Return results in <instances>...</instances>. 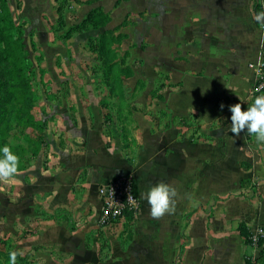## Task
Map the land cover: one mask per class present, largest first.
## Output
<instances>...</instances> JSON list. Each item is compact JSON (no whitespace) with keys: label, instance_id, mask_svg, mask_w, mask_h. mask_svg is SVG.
Masks as SVG:
<instances>
[{"label":"crops","instance_id":"obj_1","mask_svg":"<svg viewBox=\"0 0 264 264\" xmlns=\"http://www.w3.org/2000/svg\"><path fill=\"white\" fill-rule=\"evenodd\" d=\"M21 1L28 17L53 8L52 0ZM120 1L108 10L106 29L116 28L129 13L149 11ZM149 5L154 18L137 17L120 32L139 48L132 53L139 66L130 77V92L138 80L147 83L146 90L130 101L102 97L95 84H77L72 111L54 107L36 163L18 172L20 183L6 193L0 190V242L21 257L38 252L39 264H173L187 223L181 264H246V259L264 264V244H245L238 229L264 228L260 146L255 138L248 144L245 131L239 136L229 131V107L258 96L252 93L256 71L248 65L264 60V26L254 20L252 0H155ZM140 26L145 30L136 32ZM182 44L185 61L177 58ZM161 75L170 85L152 101L149 92ZM151 106L163 110L170 122L154 126L146 109ZM224 118L228 123L218 126ZM245 160L252 167L241 169ZM121 175L133 178L140 204L126 231L123 220L97 224L98 189ZM244 180L248 183L242 186ZM161 182L176 190L175 211L153 219L141 193Z\"/></svg>","mask_w":264,"mask_h":264},{"label":"rangeland","instance_id":"obj_2","mask_svg":"<svg viewBox=\"0 0 264 264\" xmlns=\"http://www.w3.org/2000/svg\"><path fill=\"white\" fill-rule=\"evenodd\" d=\"M86 1L87 0H52L53 8L50 12H41L40 14H37V16L28 17L23 14L21 0H16L13 3L8 0L14 21L23 29V42L25 44L24 49L31 64L30 78L32 84L34 85V94L37 97V104L40 108L38 112V119L44 121L46 126L48 124V120L55 117V114L52 112L55 106L58 107L61 105L64 107L65 105L67 111H72L73 107L70 105V101L78 98V90L76 88L77 84H95L97 86L96 90L100 96L112 99V97L108 94L106 83L102 80V74L98 71L101 63L97 60L96 54L89 50V42L91 40H96L98 36L105 31L113 32L114 36H116L121 34V29L125 27L128 28L132 25L135 19L143 18V20H148L154 16L152 14L154 11H150L152 6L149 4L151 1L154 2L155 0H129L128 3H126L130 7L129 9H135L134 7L140 9L144 7L148 8L149 11H143L142 13L136 14L129 13L123 21L113 29H106L107 25L97 30L92 28L88 29L87 27H80V25L90 10L101 7L103 12L109 15L111 11L109 12L108 10L116 8L121 1L106 0L102 2V0H91V3H86ZM181 1L184 2V0ZM95 3L99 4V6L90 8V6ZM253 6L256 13L264 11V4H262L261 0H255ZM184 9L185 15H183L181 19L186 21V8ZM151 15L152 17H150ZM150 21L154 22L156 19H151ZM123 22H125V24H123ZM143 30H145V27L140 26L136 32H142ZM96 31H99V33L95 35L94 32L96 33ZM131 36L135 39L136 34L131 33ZM125 38L115 40V44L113 46L118 53L122 69L131 73L130 75H127L128 73L122 75V88L125 90L124 96L127 100H139L141 89L146 90L147 83L142 80H138L135 92H130L132 91V86L134 84L132 80H130V77L133 75V69L139 66V63L132 58V53L134 54L139 48L132 45V42H129L128 40L125 42ZM146 45V43H142L140 47L145 48ZM180 47L179 54L182 56H178L177 58L178 60L185 61L186 46L185 44H182ZM168 78L169 77L167 75H161L160 79H155L154 86L149 92L148 99H151L152 101H155V99H161L163 91L168 87ZM79 94L85 95L83 92H79ZM253 99L254 97L250 100L244 101V104L241 105L242 110H246L247 107H249L254 101ZM62 101L65 103L63 104ZM146 109H148L149 116L155 119L153 120V124L156 127H163L171 120L163 110L156 109L153 106ZM228 121V118H224L220 123L218 122L217 125L223 126L228 123ZM195 125L196 127L198 126L202 129L200 124L194 123H190L188 127L195 128ZM19 133L20 130L18 129L11 131L8 142L12 146L16 145L17 147L20 144L21 133ZM246 137V142L248 144H252L254 142L253 136L246 133ZM259 146L258 163L260 167H264V145ZM21 159L22 163L26 166L25 170L33 166L37 160L35 159V161L30 164L32 159L31 152L28 150L22 154ZM240 167L241 169H249V167H252V164L245 160L240 164ZM241 183L243 186L246 185L248 181L244 180ZM8 189V187L3 188L4 193H6ZM120 228L121 225L119 224L117 226V230ZM181 242L182 241H180V244ZM10 251H13V248L10 245L8 246L6 241L0 242L1 264L8 258ZM28 254L29 255L24 254L23 259L20 262H16V264L21 263L24 260L30 261L27 262V264H39L42 262V260H40L41 258L38 256V252L28 251ZM18 256L21 258V255Z\"/></svg>","mask_w":264,"mask_h":264},{"label":"trees","instance_id":"obj_3","mask_svg":"<svg viewBox=\"0 0 264 264\" xmlns=\"http://www.w3.org/2000/svg\"><path fill=\"white\" fill-rule=\"evenodd\" d=\"M254 2L255 0H252V4ZM86 3H91V0H87ZM109 20V15L98 7L88 12L80 27L97 30L105 27ZM23 35L22 27L14 21L8 0H0V148L7 145L19 157V172L26 169L21 159L25 151L31 152L30 164L42 153L47 127L44 121L38 119L40 108L30 78L31 64L24 49ZM124 37L122 34L114 36L113 32L105 31L96 40L89 42V50L96 54L97 60L101 63L98 71L102 74V80L106 83L108 94L112 99L113 97L125 99L121 77L127 73V75L131 74L122 69L118 53L113 47L115 40ZM101 106L105 108L104 103ZM107 116L108 114L103 113L104 121L109 120ZM14 129L20 130L21 133H19L20 144L17 147L8 142ZM135 192L137 194L136 188ZM133 218V213L125 212L117 222L123 220L126 231L130 229ZM186 226L187 223L182 228L180 236L182 242L177 248L173 264H181L182 255L188 244ZM238 229L245 244L252 245L250 232H247L242 225ZM262 244L264 241L260 240L257 246ZM22 259L23 257L17 258V262ZM246 264H251L249 259H246Z\"/></svg>","mask_w":264,"mask_h":264},{"label":"clouds","instance_id":"obj_4","mask_svg":"<svg viewBox=\"0 0 264 264\" xmlns=\"http://www.w3.org/2000/svg\"><path fill=\"white\" fill-rule=\"evenodd\" d=\"M256 23L264 26V11L254 15ZM259 91V89H257ZM223 105L220 108L223 109ZM230 132L239 136L242 131L255 138L258 145H264V95L254 98L252 104L246 110H242L241 104L237 103L229 107ZM19 157L14 154L10 147L5 145L0 148V190L20 183L18 179ZM177 193L174 188L163 182L158 183L146 192L141 193V199L146 200L149 205V215L153 219H160L165 214H172L175 211V197ZM129 200L133 198L129 195ZM135 201L133 200V203ZM261 231V230H258ZM264 234V231H262ZM22 253L10 251L8 254V264H16L17 256Z\"/></svg>","mask_w":264,"mask_h":264},{"label":"built area","instance_id":"obj_5","mask_svg":"<svg viewBox=\"0 0 264 264\" xmlns=\"http://www.w3.org/2000/svg\"><path fill=\"white\" fill-rule=\"evenodd\" d=\"M249 68L256 71L257 80L252 87L255 95H264V60L258 64H249ZM259 89V91H257ZM135 184L130 175H121L112 179L107 185L98 189V196L101 201L102 211L97 219V224L107 227L119 221L125 212L135 214L139 209V199L135 192ZM131 196L135 201L127 199ZM261 230V231H258ZM264 228H258L255 232H250L253 246H257L260 240L264 241Z\"/></svg>","mask_w":264,"mask_h":264}]
</instances>
